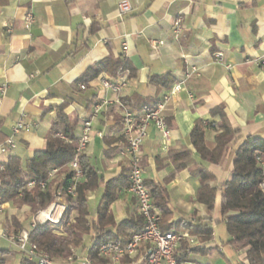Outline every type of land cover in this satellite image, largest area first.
I'll return each instance as SVG.
<instances>
[{
	"label": "crops",
	"instance_id": "obj_1",
	"mask_svg": "<svg viewBox=\"0 0 264 264\" xmlns=\"http://www.w3.org/2000/svg\"><path fill=\"white\" fill-rule=\"evenodd\" d=\"M119 1L0 0V86L6 85L0 103V144L9 137L15 143L13 149L0 153V164L9 155L24 162L44 150L60 108L77 117L74 134L79 137L92 105L106 99L109 104L93 121L84 153L104 181L122 171L126 175L127 162L119 157L126 145L121 131L122 107L140 116L144 107L160 101L174 83H181L183 89L164 111L168 142L154 126L146 130L140 146L143 177L161 183L174 168L168 152L189 150L191 162L164 185L172 211L168 230H176L180 222L203 224L212 235L207 242L190 235L195 243L185 244L187 251L181 243L175 252L178 263L248 264L243 252L226 244L228 235L220 229H225L220 192L212 211L196 202L197 166L206 168L214 176L212 183L220 187L230 178L234 150L218 165H211L195 152L190 131L197 120L218 122L219 117H213L211 111L222 105L228 124L236 131L234 148L246 136L264 138V0H126L131 11L123 15L117 9ZM27 14L33 19L29 29L25 28ZM177 18H181L179 32L174 26ZM7 27L10 33H6ZM217 54H221L220 60H216ZM106 58L125 59L135 69L120 93L100 85V77L109 75L88 76L90 68ZM191 67L198 75L186 78ZM155 76H167L173 84H152L150 79ZM22 117L29 128L12 136V127ZM213 136V131L206 132L208 145ZM114 204L116 210L125 211L124 218L127 209L135 208L133 197L125 192L110 205L112 214ZM26 213L27 207L11 202L0 205V249L9 251L3 256L5 264L16 253L20 254L18 264L24 257L2 234L14 232L12 222L18 223L20 230H28L33 216L28 215L31 221L27 226ZM197 246L205 247L206 252L190 251Z\"/></svg>",
	"mask_w": 264,
	"mask_h": 264
},
{
	"label": "trees",
	"instance_id": "obj_2",
	"mask_svg": "<svg viewBox=\"0 0 264 264\" xmlns=\"http://www.w3.org/2000/svg\"><path fill=\"white\" fill-rule=\"evenodd\" d=\"M94 30L92 27L91 31ZM89 72L90 78L107 74L112 82L122 76L129 78L135 75L132 65L121 58L103 59L90 68ZM150 82L164 87L173 84L167 76H155ZM158 102L144 107V111L153 109ZM211 115L218 116L219 121L215 123L197 120L190 131L191 145L199 158L211 165H218L224 156L234 150L232 169L230 178L217 187L212 183L214 176L206 168L198 165L196 171L199 187L196 202L212 211L216 193L219 191L221 222L224 223L228 235L226 244L233 250L243 252L248 264H264V165L261 163L264 159V138L246 136L234 148L236 131L228 124L223 106L218 105L212 109ZM77 124L78 119L75 115H66L61 108L58 109L44 150L34 152L33 157L24 162L17 156L9 155L7 160L0 164L3 166L0 170V205L11 202L17 207H27L29 215L34 216L53 201L55 189L64 188L70 183L71 173L66 172L65 167L71 160L76 159L82 178L76 183L75 198L65 196L66 210L60 224L55 227L50 223H37L27 230L29 240L38 250L46 252L54 263L64 262L77 250L91 256L95 262H102L96 255L101 244L105 242L123 244L132 234L139 232L142 225L136 204L135 208L127 209L124 219L115 222L110 205L118 200L122 193H126L127 174L122 171L116 177L104 181L103 176L91 165L89 157L84 152H76L79 137L74 134V128ZM208 130L214 132L211 145L207 144L205 138ZM58 133L64 139L56 136ZM191 155L186 149L169 151L167 159L173 164L172 172L161 183L145 181L152 204L160 215V225L164 232L168 231L172 218V211L165 198L164 185L177 171L183 170L191 162ZM53 168L60 170L57 179L44 189H40L39 183L47 178ZM29 180H34L36 184L26 189ZM101 184L103 194L97 205L96 215L92 218L87 206L88 193L95 192ZM11 227L14 232L21 229L16 222H12ZM176 231L188 232L200 242H207L212 235V230L203 224L180 222ZM87 237H90V243L85 246L84 241ZM183 243L182 250L187 251L185 244L188 242ZM190 251L197 254L206 252L205 247L200 246ZM8 252L0 249V264H5L3 256ZM175 258L179 262L176 254ZM19 264L34 263L24 256Z\"/></svg>",
	"mask_w": 264,
	"mask_h": 264
},
{
	"label": "built area",
	"instance_id": "obj_3",
	"mask_svg": "<svg viewBox=\"0 0 264 264\" xmlns=\"http://www.w3.org/2000/svg\"><path fill=\"white\" fill-rule=\"evenodd\" d=\"M117 9L119 14L123 15L131 11V6L128 1L121 0L117 5ZM32 22L31 14H27L25 16V28L29 29ZM180 25L181 18H177L174 23L176 32H179ZM10 32L11 29L7 27L6 33ZM220 59L221 54H217L216 60ZM261 70L264 72V62L261 64ZM191 75H198L194 67H191L185 73L186 78ZM99 81L104 89L113 93H120L127 85L126 76L119 77L115 82H112L106 76H102ZM84 88V85H80V89ZM182 89L181 83H174L153 109L144 111L139 117L122 107L121 131L126 145L119 152V157L125 159L128 165L126 193L135 200L137 212L141 217L142 225L139 232L132 234L123 244L111 242L101 244L96 255L102 262H95L89 255L79 258L74 252L64 262L54 263L46 252L38 250L37 246L29 240L27 230L12 233L6 232L2 234V237L6 238L28 261H32L34 264H179L175 258V252L178 247L184 241L189 244H194L195 242L188 232L176 231L173 228L166 232L162 231L160 215L153 206L149 190L145 185L144 172L140 161V146L146 137V130L150 125L161 132L165 143L168 142L169 130L165 124L164 111L172 97ZM5 90L6 85L0 86V103ZM107 104L109 102L106 99H100L92 105L91 115L82 123V130L76 147L77 153H82L86 150L91 140L92 123ZM28 128L29 124L22 117L12 127V136ZM97 135L100 136V133H97ZM56 136L64 139L59 133ZM14 146L15 143L12 137H9L4 143L0 144V153H6L13 149ZM261 163L264 165V159ZM2 169L3 166L0 165V170ZM65 170L71 173L70 183L64 188L54 190L53 201L33 216L31 227H34L37 223H50L55 227L60 224L66 210L65 196L75 198L76 183L82 178V172L76 159L71 160L66 165ZM59 172L60 170L57 168L51 169L47 178L39 183L40 189H44L49 183L57 179ZM64 177L65 175L62 176V179ZM35 184L34 180H29L25 188H32Z\"/></svg>",
	"mask_w": 264,
	"mask_h": 264
},
{
	"label": "rangeland",
	"instance_id": "obj_4",
	"mask_svg": "<svg viewBox=\"0 0 264 264\" xmlns=\"http://www.w3.org/2000/svg\"><path fill=\"white\" fill-rule=\"evenodd\" d=\"M78 129H79V127H76V132H78ZM95 156L98 158V161H100L99 160L100 151L98 149L95 150ZM91 159H92V162L94 163L95 162L94 157H92ZM103 190H104L103 189V185L101 184L100 187L95 192H93L91 195H89L88 202H87V206H88V211H89L90 217H93L95 215L96 208H97V205L99 203L100 197L103 194ZM111 210L113 212V215L115 217V221L116 222H119L122 218H124L123 216L125 214V211L123 209L121 211H119L118 209L116 210V204H114L111 207ZM28 215H29V213H26L25 214V216H28ZM30 221H31V216H28V219H26L24 221V224L28 226V224L30 223ZM220 229H221V231H224V233H225V229H224L223 226H221ZM89 239H90V237H87L85 239V241H84V245L85 246H88L89 245V243H90L89 242ZM76 255L79 258L85 256V254H82L81 253V250H77L76 251ZM19 260H20V254L19 253H16V254H14V255L11 256L10 263H8V264H18Z\"/></svg>",
	"mask_w": 264,
	"mask_h": 264
}]
</instances>
